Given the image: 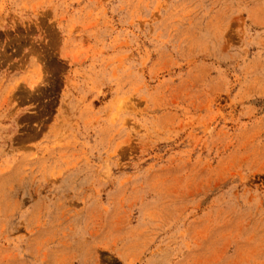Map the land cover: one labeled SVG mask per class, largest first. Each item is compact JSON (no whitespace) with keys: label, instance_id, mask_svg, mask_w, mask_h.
Masks as SVG:
<instances>
[{"label":"rangeland","instance_id":"obj_1","mask_svg":"<svg viewBox=\"0 0 264 264\" xmlns=\"http://www.w3.org/2000/svg\"><path fill=\"white\" fill-rule=\"evenodd\" d=\"M0 264H264V0H0Z\"/></svg>","mask_w":264,"mask_h":264}]
</instances>
